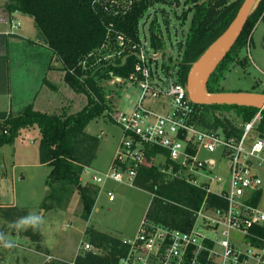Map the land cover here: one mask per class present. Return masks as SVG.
Returning a JSON list of instances; mask_svg holds the SVG:
<instances>
[{"label":"trees","instance_id":"trees-1","mask_svg":"<svg viewBox=\"0 0 264 264\" xmlns=\"http://www.w3.org/2000/svg\"><path fill=\"white\" fill-rule=\"evenodd\" d=\"M3 1L2 10L7 14L17 12L32 20L39 34L37 40L52 52L54 61L60 64L64 83L76 93L84 94L87 104L81 111L70 115L39 113L31 107H26L22 113L15 116L0 112V148L11 145L20 129L37 127L40 133L39 162L50 168L47 186L51 193L45 202L43 201L42 209L66 210L74 191H77L81 204L80 218L88 221L100 189L96 185H81L80 177L94 160L99 140L86 133L85 129L91 121L111 109L110 102L106 103L97 83L104 79L128 78L134 72L137 62L131 53L116 55L115 34L120 33L139 43L140 22L144 21L142 25L148 22L150 47L155 51H162L163 37L155 14L158 10L167 26L169 19L164 15L163 7L171 6L172 3L179 4L180 0ZM243 1H184L189 6L181 16L185 20L186 12H190L189 26L182 42L178 44L177 61L172 64V58L168 57L162 62L164 75L168 76L174 72L176 82L186 88L192 65L229 26ZM151 11L155 13L152 20H149ZM259 20L264 22V0L258 1L230 51L208 78L207 93L224 92L219 86L220 81L230 70L231 64L239 60L240 52L248 45ZM122 57L124 59L120 61ZM6 87V61L0 58V92H5ZM193 108L194 123L199 129L220 133L225 138L235 140L240 138L244 124L260 113V122L255 133L257 137L264 138V110L243 106L194 104ZM221 110L233 112L240 119V125L213 114ZM158 154L164 153L158 149L146 151L143 164L136 170L133 182L135 188L155 195L148 210L150 218L171 228L186 230L193 221L192 211L198 209L205 198L209 206L225 207L223 199L215 195L206 197L203 190L164 174L161 164L153 163ZM255 196L256 199L261 197L260 194ZM50 197L54 201L52 205L46 203ZM27 214L25 208L0 207V231L14 233L15 230L9 227L10 223ZM20 235L34 244L35 251L47 253L41 246L40 230L34 232L28 229L20 231ZM84 235L91 245L101 247L104 255H77L75 264H118L120 257L125 254L126 246L111 235L89 228H86Z\"/></svg>","mask_w":264,"mask_h":264},{"label":"built area","instance_id":"built-area-1","mask_svg":"<svg viewBox=\"0 0 264 264\" xmlns=\"http://www.w3.org/2000/svg\"><path fill=\"white\" fill-rule=\"evenodd\" d=\"M0 23L8 25L9 34H14L20 26L3 10H0ZM115 37L116 55L128 52L137 62L128 78L114 80L136 83L141 94L130 114L117 111L111 114L112 121L122 131V139L109 169L91 173L85 168L83 173L91 175L93 185L99 189V184L107 181L133 186L146 151L158 149L164 153L158 154L163 157L164 174L203 190L206 197L215 195L225 201V207L209 206L205 198L192 211L193 221L186 230L171 228L145 215L135 236L121 240L126 251L118 264H264V207H259L264 178L255 170L264 167V138L255 133L260 113L244 124L238 140L199 129L194 123V108L187 90L176 82L174 72L153 81L145 56L150 52L147 44L141 38L139 43L133 42L120 33ZM146 97L154 101L167 98L168 110L160 113L143 107ZM218 148L220 157L228 161L226 181L216 174L221 159L218 162L202 155L212 154ZM256 194L261 197L256 199ZM106 195L110 201L114 200L110 191ZM154 198L151 195V202ZM85 253L104 255L101 247L81 241L75 257ZM74 259L70 264H75ZM52 260L46 257L45 262Z\"/></svg>","mask_w":264,"mask_h":264},{"label":"rangeland","instance_id":"rangeland-1","mask_svg":"<svg viewBox=\"0 0 264 264\" xmlns=\"http://www.w3.org/2000/svg\"><path fill=\"white\" fill-rule=\"evenodd\" d=\"M184 1L186 0H180L179 4L172 3L171 6L166 5L163 7L165 11V14H163L169 19L167 26L163 23L161 13L158 10L155 14L163 37L164 49L162 51H155L150 47L147 31L148 22L145 25H142L144 21L140 22V38L150 48V52L145 56L148 65L152 69L153 81L158 82L159 79L165 78L161 69L163 61H166L168 57L172 58V64L177 61L178 44L184 38L191 16L190 12H186L185 20L182 19L181 14L189 6ZM1 3L0 1V10L3 9ZM154 13H151L149 20H152ZM31 23L33 22L31 21ZM32 25L36 30L34 23ZM261 30H264V22L258 27L257 32L251 35L249 48L246 46L240 52V61L235 60L231 64L230 70L225 73L220 81L219 86L224 92H264V64L255 67L250 62L252 55L264 54V37L261 35ZM38 35L36 30L35 36L38 37ZM161 52L164 53V56ZM155 53L157 56H154ZM242 58H248L249 64L245 65L246 60ZM123 59V57L120 58V61H123ZM241 61L245 63L241 64ZM97 85L100 86L106 103L109 104L110 102L111 109L108 112L105 111L107 120L101 117L97 122L91 121L86 127L87 133L100 137L96 156L89 168L91 173L92 171L101 173L109 169L111 158L114 157L122 139L120 127L116 123L109 122V120L112 121L111 114L116 111L130 114L139 101L141 94V90L136 83H117L113 79H104L98 81ZM60 93L61 89L59 88L56 99L61 95ZM167 102V98L154 101L146 97L142 101V106L162 113L159 104L164 103L168 107ZM0 106H3L2 100ZM76 106L75 103L72 104L71 112L80 110ZM66 113V111H60V114L57 115ZM213 114L220 119H228L240 125V119L233 112L221 110ZM39 139L40 133L37 127L22 128L19 130L14 142L11 145H5L1 150L4 153V170L1 171L0 168V206L14 205L19 208H29L32 213L42 214L43 210L40 206L43 201L45 202L51 191L47 186V176L50 168L41 165L38 159ZM220 150L218 148L212 154L203 152L202 155L215 158L218 162L221 159V165L216 174L226 181L228 178V161L220 157ZM162 161L163 157L158 155L154 158L153 163L160 165ZM255 170L259 177L264 178V167H256ZM80 184L93 185L91 175L83 173L80 177ZM99 186L101 188L96 198L95 207L86 222L80 218L81 204L77 191H74L66 210L43 211L44 224L41 226V231L44 237L42 244L45 248L51 249L54 258L68 261L67 263L59 262L60 264H70L75 254L78 253L79 243L81 241L88 242V238L83 232L86 228L106 233L119 240H128L135 236L140 221L145 215H148L151 205V194L148 192L137 189L132 185L113 181L101 183ZM106 191L112 193L113 201L108 199ZM261 196L260 208L264 207V191H262ZM53 202V198L50 197L46 203L52 205ZM95 208L98 210L95 211ZM7 233L15 242V247L4 248L0 245V264L45 263V257L35 251L34 244L28 238L20 235V231L14 233L8 231Z\"/></svg>","mask_w":264,"mask_h":264},{"label":"crops","instance_id":"crops-1","mask_svg":"<svg viewBox=\"0 0 264 264\" xmlns=\"http://www.w3.org/2000/svg\"><path fill=\"white\" fill-rule=\"evenodd\" d=\"M0 1L2 2L1 4L3 6L4 1ZM7 16L9 18L16 19L20 26L14 34H9L8 25L6 23H0V58L5 59L6 61L7 78L6 91L0 92V103L1 100L3 103V106H0V112H6L15 116L19 113H22L26 107H31L35 112L46 113L50 115L60 114V111H66V115L75 114L81 111L87 104V98L84 94L76 93L64 83V73L60 70V64L54 61L52 52L36 39V30L32 25L33 23H31L32 20L17 12L7 14ZM261 24L262 21L259 20L252 34L257 32L258 27ZM261 35L264 37V30H261ZM244 60H246L245 65H248L249 59L246 58ZM250 62L255 67L256 65L259 66L264 64V54H258V56L252 55V57H250ZM59 88L61 89V95L56 99ZM73 103H75L77 105L76 107L80 110L71 112ZM159 107L162 108V112L168 110V107L165 106L164 103L159 104ZM101 117H104V120H107V117H105L104 114L93 121L97 122L101 119ZM109 122L113 121L109 120ZM88 134L92 135L90 133ZM95 137H97L98 140L100 138L99 136ZM3 147L0 148V153L2 154V164L4 161V153L1 151ZM69 204L70 201L68 206ZM40 208L43 210L42 204ZM26 210L28 213H30L29 208ZM97 210L98 209L95 208V211ZM85 230L83 232H85ZM40 232L43 241L44 234L42 233L41 228ZM41 246L43 249L47 250V253L36 252L40 255H43L45 257V261L46 257H51L53 258L51 262H68L59 258H54V256L51 254V249L45 248L42 242Z\"/></svg>","mask_w":264,"mask_h":264},{"label":"water","instance_id":"water-1","mask_svg":"<svg viewBox=\"0 0 264 264\" xmlns=\"http://www.w3.org/2000/svg\"><path fill=\"white\" fill-rule=\"evenodd\" d=\"M258 1L244 0L237 15L229 26L192 65L187 76L186 85L187 94L192 104L243 106L255 108L259 111L264 110V93L261 92H222L209 94L206 91L208 78L230 51L246 24L247 18L257 7ZM170 82H174L173 79ZM0 168L3 171L1 153Z\"/></svg>","mask_w":264,"mask_h":264},{"label":"clouds","instance_id":"clouds-1","mask_svg":"<svg viewBox=\"0 0 264 264\" xmlns=\"http://www.w3.org/2000/svg\"><path fill=\"white\" fill-rule=\"evenodd\" d=\"M44 224L43 215L40 213H28L22 217H19L15 221L11 222L9 227L15 231H26L32 229L34 232L39 231ZM0 245L4 248L15 247V242L11 239L5 231H0Z\"/></svg>","mask_w":264,"mask_h":264},{"label":"bare ground","instance_id":"bare-ground-1","mask_svg":"<svg viewBox=\"0 0 264 264\" xmlns=\"http://www.w3.org/2000/svg\"><path fill=\"white\" fill-rule=\"evenodd\" d=\"M171 80V79H170ZM174 81V80H173ZM166 82H168V81H164V83H166ZM171 83H173V82H171ZM168 84V83H167Z\"/></svg>","mask_w":264,"mask_h":264}]
</instances>
